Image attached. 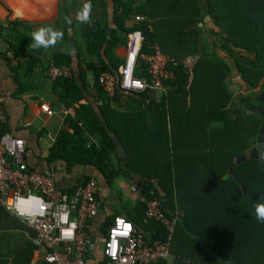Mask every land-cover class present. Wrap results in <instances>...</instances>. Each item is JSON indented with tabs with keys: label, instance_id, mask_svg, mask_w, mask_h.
<instances>
[{
	"label": "trees",
	"instance_id": "obj_1",
	"mask_svg": "<svg viewBox=\"0 0 264 264\" xmlns=\"http://www.w3.org/2000/svg\"><path fill=\"white\" fill-rule=\"evenodd\" d=\"M65 1L60 0V21L66 30L64 18L80 2L70 0L66 7ZM204 8L211 17L210 34L223 41L222 49L231 53L232 63L207 52L206 46L198 52V24L203 21ZM110 11L113 28L109 42L107 18L91 17V24H83L81 30L86 52L75 43L78 66L74 67L69 54L53 57L58 66L74 72L72 78L55 81L63 88L67 105L76 108L75 116L67 118L72 133L57 135L47 162H60L66 170L76 164L91 165L110 186L124 174L137 180L148 197L151 193L159 199L167 196L166 215L178 216L170 242L171 264H224L193 236L225 260L264 264V223L252 215L254 204L264 202L260 200L264 196V170L256 159L247 158L235 168L238 181L225 178L230 165L251 146L262 123L260 116L242 113L241 98L249 101L264 81V0H205V4L200 0H113ZM137 15L146 19L131 28L122 25ZM133 30L144 35V54H152L158 44L163 53L180 61L191 56L187 67L181 63L174 69V78L164 81L166 91L158 100L148 90L116 91L109 98L101 89L99 75L119 68L123 59L116 50L127 44V35ZM233 71L241 74L250 91L241 95L240 107L226 83ZM91 73L94 92L88 89ZM134 74L148 76L141 57ZM87 93L92 94L94 106L86 101ZM124 94L125 109L112 105ZM260 110L264 117V103ZM81 128L86 134L78 139L76 148L73 139ZM5 133L9 132L0 123V138ZM113 135L124 148L125 166L120 168L111 160L112 153L117 156ZM128 215L126 219L150 239H166V230L159 222H145L143 203L138 202ZM115 217L108 219V225ZM12 218L0 206V242L15 240L4 233L5 221Z\"/></svg>",
	"mask_w": 264,
	"mask_h": 264
},
{
	"label": "crops",
	"instance_id": "obj_2",
	"mask_svg": "<svg viewBox=\"0 0 264 264\" xmlns=\"http://www.w3.org/2000/svg\"><path fill=\"white\" fill-rule=\"evenodd\" d=\"M78 1L80 2L79 6L73 8L71 14L68 13L72 23L67 24L65 30L60 21V0H0V46L9 49L13 54L11 59L0 56V123L6 127L9 133L25 141V161L28 166L53 176L57 187L62 190L72 191L75 184L85 176L95 177L98 180V193H100L103 207L91 228L93 245L88 254L87 264H105L102 248L110 225H108V219L115 215L129 218L128 211H132L139 202L137 195L130 190V178L120 174L110 186L105 183L98 170L91 165L76 164L71 169L66 170L60 162H47L49 150L57 135L63 131L72 133L67 118L75 116L76 105H67L62 98L63 88L56 81L47 78L44 70L54 56L63 54H69L74 67H77L80 59L75 43L82 47V53L86 52L81 39L83 24L75 19L76 12L83 6L85 0ZM112 1L91 0V17H96L99 20L107 18L111 29L113 28V16L110 11ZM200 1L205 4V0ZM105 3H107V8ZM8 11L10 16L7 27L5 21ZM203 13V21L198 24V52H202L205 46L207 52H214L217 43L211 37H217L210 34L212 29L211 17L206 15L205 8ZM136 24L137 22L132 16L122 25L131 28ZM44 25H51L62 31L64 38L55 47H50L47 50H33L29 47L31 33ZM69 25L74 38L73 43L69 38L67 28ZM72 44H74V48ZM116 55L124 60L126 45L118 47ZM82 58L89 59L88 56ZM91 58L96 59V56H91ZM187 58L190 59L191 56ZM238 75L242 79L241 74L238 73ZM88 83V89L94 92L92 73L88 77ZM229 83L232 85L231 79H229ZM160 96L161 93L153 95L156 100ZM85 99L94 106L95 102L91 93H87ZM44 103L49 104L55 110V115L47 116L41 111V106ZM111 103L119 109H125L127 97L124 94L118 102L112 101ZM63 107H66L67 110L65 114L60 113ZM85 134V130L81 128L79 134L73 139L74 147L77 148L78 139ZM92 140L90 139L89 143ZM111 160L117 168L125 166V160H121L119 152H117V156L112 153ZM13 219L14 217L7 222L5 221L7 231L4 233L8 232V234L13 235L15 240H2L0 242V264H46L44 262L46 249L35 245L33 231L23 222L16 218L13 221ZM171 262L172 259L170 258L167 264H171Z\"/></svg>",
	"mask_w": 264,
	"mask_h": 264
},
{
	"label": "built area",
	"instance_id": "obj_3",
	"mask_svg": "<svg viewBox=\"0 0 264 264\" xmlns=\"http://www.w3.org/2000/svg\"><path fill=\"white\" fill-rule=\"evenodd\" d=\"M137 23L146 18L137 15ZM144 35L133 30L127 35L126 56L117 70L99 75L103 92L113 98L116 91L164 93L165 80L174 78V69L189 59L180 61L161 51L158 44L152 54L142 53ZM0 56L13 58L12 51L0 46ZM143 58L147 77L134 74L138 59ZM51 80L72 78L70 67L58 66L50 60L44 70ZM41 111L47 116L55 110L47 103ZM61 114L67 113L66 107ZM26 143L11 133L0 138V206L23 222L34 233V243L46 249V264H87L93 245L91 228L102 211L99 182L94 178L81 179L72 191L57 187L53 176L36 171L25 161ZM130 190L145 205V222H159L166 230L165 240L150 239L125 217L117 216L108 226L102 253L105 264H159L171 258L170 242L178 224V216H167L162 201L151 193L144 194L138 181L130 178Z\"/></svg>",
	"mask_w": 264,
	"mask_h": 264
},
{
	"label": "water",
	"instance_id": "obj_4",
	"mask_svg": "<svg viewBox=\"0 0 264 264\" xmlns=\"http://www.w3.org/2000/svg\"><path fill=\"white\" fill-rule=\"evenodd\" d=\"M68 33H69V38L71 39L72 43L74 41V38L72 37L71 34V26L69 25L68 27ZM111 34H112V29L110 28L108 30V39L107 42H109L110 38H111ZM73 48L75 47L74 44ZM228 85H230L229 80H227L226 82ZM237 92H239L240 88L236 87ZM230 93L233 94V91L230 90ZM244 101V97H242V102ZM245 105H247L245 103ZM242 113L244 115L246 114H250L253 113L257 116H260V119L262 121L261 126L258 130L257 133V137L256 140L259 143V145L257 147L251 148L249 150H247L243 155L239 156L238 158H236V160L230 165L229 168V172L228 175L225 177H231L233 179H235L236 181L237 178L235 176V168L237 165L241 164L242 162H244L247 158L250 159H256L260 165V167L264 170V117L261 115L262 112L260 110V108L258 107H249L248 109H244L242 111ZM114 142L116 144V150L117 152H119V155H121V160H126L124 157V148L120 145L119 140L113 136ZM166 200H167V196H163L161 198L162 201V209L165 212H169V210L166 207ZM172 214V213H171ZM193 238L196 240V242L203 248L206 249L214 258H216L217 260H219L220 262L224 263V264H238L236 261H229V260H225L223 259L216 251H214L211 247H209L208 245H206L203 240L197 236H193Z\"/></svg>",
	"mask_w": 264,
	"mask_h": 264
},
{
	"label": "clouds",
	"instance_id": "obj_5",
	"mask_svg": "<svg viewBox=\"0 0 264 264\" xmlns=\"http://www.w3.org/2000/svg\"><path fill=\"white\" fill-rule=\"evenodd\" d=\"M91 11L92 3L88 0L83 6L76 12L75 19L81 24H91ZM65 23L71 24L72 19L65 17ZM64 38V33L57 30L51 25H44L38 27L31 33V43L29 47L33 50L39 51L40 49L47 50L50 47H55L57 43ZM261 201H264V196L260 197ZM252 215L258 222L264 223V202H257L254 204V212Z\"/></svg>",
	"mask_w": 264,
	"mask_h": 264
},
{
	"label": "rangeland",
	"instance_id": "obj_6",
	"mask_svg": "<svg viewBox=\"0 0 264 264\" xmlns=\"http://www.w3.org/2000/svg\"><path fill=\"white\" fill-rule=\"evenodd\" d=\"M64 5L66 7H68L69 0H66ZM71 11H72V9L69 11L70 14H71ZM9 16H10V12L8 11V16H7L6 21H5L7 24V27L9 26ZM211 39H213V41H215V43H217L216 48L214 49V52L217 53V55L222 56L227 62L232 63L233 58H232L231 53H229L228 51L226 52L222 49L223 41L221 39L215 38V37L214 38L211 37ZM82 43L84 44L83 40H82ZM229 79H231V83H232V85H234L233 87H232V85H230V90L233 91V94H235L236 103L240 107V105L238 103H239V99H240L241 95L242 94H244V95L248 94L250 91L246 89V87L243 84L242 79L239 77L237 71H233L231 74V77ZM236 87L240 88L239 92H237ZM258 89L259 88H257L255 91H257ZM237 113H239V112H237Z\"/></svg>",
	"mask_w": 264,
	"mask_h": 264
},
{
	"label": "flooded vegetation",
	"instance_id": "obj_7",
	"mask_svg": "<svg viewBox=\"0 0 264 264\" xmlns=\"http://www.w3.org/2000/svg\"><path fill=\"white\" fill-rule=\"evenodd\" d=\"M258 88L259 89L257 91H255L257 88L253 91L254 94L251 96L249 101H245V99H244V101L242 102L244 108L241 111H243L244 109H248L249 107L260 108V104L264 103V82ZM241 101H242V98H241ZM245 103L247 105H245ZM256 137H257V135L252 137V140H253L252 144L247 150L254 148V147H257L259 145V143L256 140Z\"/></svg>",
	"mask_w": 264,
	"mask_h": 264
}]
</instances>
